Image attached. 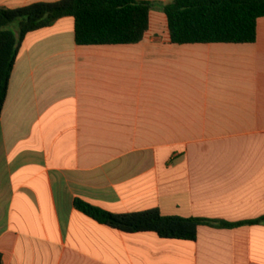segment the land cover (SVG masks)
I'll return each instance as SVG.
<instances>
[{
	"label": "crops",
	"instance_id": "0c3cea01",
	"mask_svg": "<svg viewBox=\"0 0 264 264\" xmlns=\"http://www.w3.org/2000/svg\"><path fill=\"white\" fill-rule=\"evenodd\" d=\"M146 1L138 43L79 45L73 17L22 41L0 118L1 264H264V16L254 43L175 44L173 0ZM78 199L214 224L127 233Z\"/></svg>",
	"mask_w": 264,
	"mask_h": 264
},
{
	"label": "trees",
	"instance_id": "16d2710c",
	"mask_svg": "<svg viewBox=\"0 0 264 264\" xmlns=\"http://www.w3.org/2000/svg\"><path fill=\"white\" fill-rule=\"evenodd\" d=\"M155 7L146 0H59L0 7V118L20 46L29 33L73 17L79 45L134 44L144 39ZM161 9L172 43H254L258 19L264 16V0H173ZM15 22L18 35L6 29ZM75 205L111 228L127 233L154 232L166 239L196 240L200 225L214 224L203 218L164 215L158 208L115 214L80 199ZM261 220L220 222V226L233 228ZM1 259L0 255V264Z\"/></svg>",
	"mask_w": 264,
	"mask_h": 264
},
{
	"label": "rangeland",
	"instance_id": "374dc122",
	"mask_svg": "<svg viewBox=\"0 0 264 264\" xmlns=\"http://www.w3.org/2000/svg\"><path fill=\"white\" fill-rule=\"evenodd\" d=\"M6 29H10V30H13V31L17 32V30L19 29V27H18V23L15 22V23H13V24L7 26Z\"/></svg>",
	"mask_w": 264,
	"mask_h": 264
}]
</instances>
